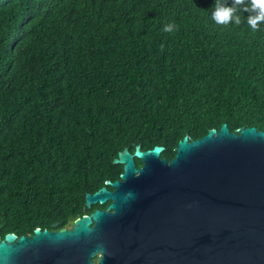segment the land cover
Wrapping results in <instances>:
<instances>
[{
  "label": "trees",
  "instance_id": "obj_1",
  "mask_svg": "<svg viewBox=\"0 0 264 264\" xmlns=\"http://www.w3.org/2000/svg\"><path fill=\"white\" fill-rule=\"evenodd\" d=\"M214 2L0 0L2 236L105 209L86 195L126 148L171 161L186 136L264 131V23L216 24Z\"/></svg>",
  "mask_w": 264,
  "mask_h": 264
},
{
  "label": "water",
  "instance_id": "obj_2",
  "mask_svg": "<svg viewBox=\"0 0 264 264\" xmlns=\"http://www.w3.org/2000/svg\"><path fill=\"white\" fill-rule=\"evenodd\" d=\"M164 150L124 149L120 179L86 195L106 210L0 237V264H264V131L224 124Z\"/></svg>",
  "mask_w": 264,
  "mask_h": 264
},
{
  "label": "clouds",
  "instance_id": "obj_3",
  "mask_svg": "<svg viewBox=\"0 0 264 264\" xmlns=\"http://www.w3.org/2000/svg\"><path fill=\"white\" fill-rule=\"evenodd\" d=\"M211 11L212 20L219 25L240 24L241 16L238 13L241 11L248 13L246 22L251 30L259 31L264 23V0H232L231 4L227 0H215ZM173 29L174 25L168 24L163 31L171 32Z\"/></svg>",
  "mask_w": 264,
  "mask_h": 264
},
{
  "label": "flooded vegetation",
  "instance_id": "obj_4",
  "mask_svg": "<svg viewBox=\"0 0 264 264\" xmlns=\"http://www.w3.org/2000/svg\"><path fill=\"white\" fill-rule=\"evenodd\" d=\"M110 204H111V201H109L107 204H105V205H106V208H105V209H102V210H106ZM71 227H72V226H71ZM71 227H68V228H71ZM10 233L16 234L18 237L31 235V234L18 235L16 232H9V233H7V234H10ZM7 234H6V235H7ZM6 235L2 236L1 233H0V237H1V239L3 240L4 237H5Z\"/></svg>",
  "mask_w": 264,
  "mask_h": 264
},
{
  "label": "rangeland",
  "instance_id": "obj_5",
  "mask_svg": "<svg viewBox=\"0 0 264 264\" xmlns=\"http://www.w3.org/2000/svg\"><path fill=\"white\" fill-rule=\"evenodd\" d=\"M71 227V226H70Z\"/></svg>",
  "mask_w": 264,
  "mask_h": 264
}]
</instances>
